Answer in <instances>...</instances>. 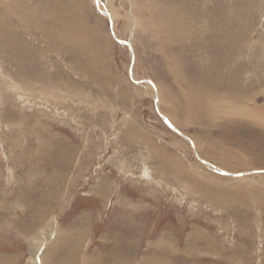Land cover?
Instances as JSON below:
<instances>
[{"label": "rangeland", "instance_id": "1", "mask_svg": "<svg viewBox=\"0 0 264 264\" xmlns=\"http://www.w3.org/2000/svg\"><path fill=\"white\" fill-rule=\"evenodd\" d=\"M263 119L264 0H0V264H264Z\"/></svg>", "mask_w": 264, "mask_h": 264}, {"label": "bare ground", "instance_id": "2", "mask_svg": "<svg viewBox=\"0 0 264 264\" xmlns=\"http://www.w3.org/2000/svg\"><path fill=\"white\" fill-rule=\"evenodd\" d=\"M159 10L161 11L162 8L160 7ZM170 39H171V41H173L172 38H170ZM261 117H263V116L261 115ZM207 166L213 168L212 165H210L208 163H207ZM214 171L221 172L217 168H214ZM244 175L245 174H241V175H238V176H244ZM51 234H52V231L44 234L42 237H39V238L35 239V242L33 243L32 247H31V250H30L31 251V255H32V257H31L32 259H31V262L29 264H41L40 257H39L40 256V254H39L40 246L43 245V244L44 245L47 244L51 240Z\"/></svg>", "mask_w": 264, "mask_h": 264}, {"label": "water", "instance_id": "3", "mask_svg": "<svg viewBox=\"0 0 264 264\" xmlns=\"http://www.w3.org/2000/svg\"><path fill=\"white\" fill-rule=\"evenodd\" d=\"M133 53V52H132ZM130 77H131V79L135 82V83H137V84H139V85H141V84H143V83H149V84H151L153 87H154V84L152 83V82H150V81H144V82H138V81H136L135 80V78H134V75H133V69L131 68V71H130ZM156 107H158V101H156ZM158 109V108H157ZM159 111V110H158ZM160 112V111H159ZM163 117V119H165V121H166V123H167V125L170 127V129L172 130V131H174L175 133H177L178 135H180L181 137H183V138H185V139H187L182 133H180L179 131H177L167 120H166V118H164V116H162ZM188 140V139H187ZM204 164H206L207 165V163L206 162H204V161H202ZM218 173H221V174H223V175H225V176H231V174H228V173H225V172H218Z\"/></svg>", "mask_w": 264, "mask_h": 264}, {"label": "snow or ice", "instance_id": "4", "mask_svg": "<svg viewBox=\"0 0 264 264\" xmlns=\"http://www.w3.org/2000/svg\"><path fill=\"white\" fill-rule=\"evenodd\" d=\"M100 2V0H96V3H99Z\"/></svg>", "mask_w": 264, "mask_h": 264}]
</instances>
